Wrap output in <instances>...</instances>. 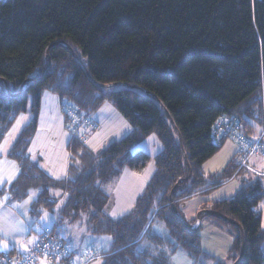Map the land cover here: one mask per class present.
I'll list each match as a JSON object with an SVG mask.
<instances>
[{"label":"trees","instance_id":"16d2710c","mask_svg":"<svg viewBox=\"0 0 264 264\" xmlns=\"http://www.w3.org/2000/svg\"><path fill=\"white\" fill-rule=\"evenodd\" d=\"M45 91L58 96L61 112L68 101L94 121L109 102L132 129L95 151L86 141L98 125L70 134L67 176L53 179L27 153ZM263 94L264 0H0V142L20 113L32 115L9 150L19 174L7 190L17 200L36 189V213L52 210L60 192L62 215L111 236L103 264H168L165 250L177 248L203 264L200 224H183L177 203L234 175L245 176L237 192L210 202L200 220L228 227L229 264H264L260 180L238 169L237 152L219 172L202 169L225 140L234 143H215L220 116L254 138ZM151 134L162 149L147 187L131 212L111 219L102 187L125 167L145 168L149 155L132 148ZM155 222L166 235L151 231ZM51 229L67 243L56 224Z\"/></svg>","mask_w":264,"mask_h":264},{"label":"rangeland","instance_id":"374dc122","mask_svg":"<svg viewBox=\"0 0 264 264\" xmlns=\"http://www.w3.org/2000/svg\"><path fill=\"white\" fill-rule=\"evenodd\" d=\"M161 149L162 144L155 134H151L133 146L132 151L143 150L149 155L150 159L143 170L137 172L125 167L118 176L103 185L102 188L108 195L107 204L103 208V212L107 217L118 219L133 210L138 196L143 194L147 187L155 169L154 157ZM213 156L202 165V169L206 173L215 172L221 165L220 160ZM242 176L239 175L226 187L223 186L218 189L220 187L218 186L208 192L195 194L179 201L177 206L185 221L189 225L194 224L197 214L204 208L209 207L210 202L220 198V193H226L228 188L235 185L236 181ZM37 193L36 189H30L24 198L3 204V208L0 210V228L3 232V240H0V245L7 244V249L13 247L24 249L36 239L39 232L43 229L51 228V225L55 222L58 234L65 237L68 245L76 254L85 255L84 252L89 247L100 248L102 253L106 252L111 239L105 238H111L109 234H93L89 229V223L86 218L72 222L62 215L61 208L65 203V196L57 192L56 194L60 198L56 206L52 210H41L36 213L33 203L37 198ZM113 213H116V215H113ZM151 231L166 235V229L159 222L153 223ZM198 232L201 250L206 254V258H200V262L203 264H214L216 260H219L229 264L231 259L228 257V253L233 243V236L228 231V227L221 228L212 221L211 217L204 216L200 220ZM165 252L168 264H197L192 261L182 248H177L174 251L166 249ZM101 256L103 255L101 254ZM101 256L87 264H103L104 258Z\"/></svg>","mask_w":264,"mask_h":264},{"label":"crops","instance_id":"0c3cea01","mask_svg":"<svg viewBox=\"0 0 264 264\" xmlns=\"http://www.w3.org/2000/svg\"><path fill=\"white\" fill-rule=\"evenodd\" d=\"M92 116L98 125L97 131L86 141V146L92 151L98 150L111 140H119L125 137L132 129L129 123L109 102L103 103L99 109L92 114ZM31 118V113H20L5 134L3 140L0 142V149H2L0 150V210L3 208L5 202L12 201L7 189L19 174V165L16 161L8 157L9 150L16 141L21 130L30 122ZM262 133L264 134V120L263 125L256 131L253 137L257 138ZM70 140L71 135L65 129L64 117L61 112L58 96L47 91L43 92L39 104L37 128L27 148L29 157L32 161L38 162L42 170L51 178L56 180L65 179L69 163V151L67 146ZM213 157L218 158L221 164L219 165V169H216L215 172H213L216 173L225 167L231 159L236 158L235 144L230 140H225ZM248 165L250 167V170H248L249 173L258 178L264 187V160L258 155H253L248 159ZM237 177V175H234L229 178L222 183L218 189L223 186L226 187ZM244 178L245 176L243 175L236 181L235 185L228 188L226 193H220L219 195L221 197L217 200L233 196L237 192ZM258 208L261 212V227L264 228V197L259 202ZM54 224L56 223L54 222L52 225ZM0 240H3V232L1 228ZM262 247L264 250V239L262 241ZM17 249L23 251L25 248L20 249L18 247ZM0 250L3 252L2 249Z\"/></svg>","mask_w":264,"mask_h":264},{"label":"built area","instance_id":"2783aa9c","mask_svg":"<svg viewBox=\"0 0 264 264\" xmlns=\"http://www.w3.org/2000/svg\"><path fill=\"white\" fill-rule=\"evenodd\" d=\"M64 126L71 135L82 134L87 129H96L97 123L85 113L78 110L71 102L62 105ZM213 138L219 143L222 138H229L236 145L239 167L247 168L248 159L258 155L264 160V134L257 138L246 136L239 129L236 119L220 116L213 126ZM100 248L89 247L84 254H76L51 228L43 229L36 239L23 251L15 248L14 252L0 255V264H87L100 257Z\"/></svg>","mask_w":264,"mask_h":264},{"label":"water","instance_id":"95a60500","mask_svg":"<svg viewBox=\"0 0 264 264\" xmlns=\"http://www.w3.org/2000/svg\"><path fill=\"white\" fill-rule=\"evenodd\" d=\"M176 216L179 218V220H180L183 224H186L187 226H190V227H192V228L198 227L199 224H200V217H199V214H197V217H196V221H195V223H194V224H191V225H189V224L185 221V219L183 218V216H181L179 213H176ZM230 222H231V220H230ZM242 252H243V245H242L241 254H242ZM235 263H236V262H235ZM235 263H233V264H235Z\"/></svg>","mask_w":264,"mask_h":264},{"label":"snow or ice","instance_id":"6c2138e0","mask_svg":"<svg viewBox=\"0 0 264 264\" xmlns=\"http://www.w3.org/2000/svg\"><path fill=\"white\" fill-rule=\"evenodd\" d=\"M0 150H2V149H0ZM113 215H116V213H113ZM105 239H111L110 237H108V238H105ZM0 249H3V250H7V244H4V245H0Z\"/></svg>","mask_w":264,"mask_h":264}]
</instances>
